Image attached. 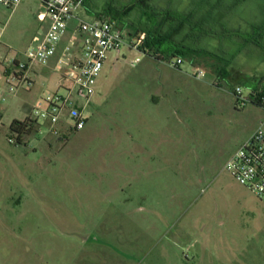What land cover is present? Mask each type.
Segmentation results:
<instances>
[{
  "label": "rangeland",
  "instance_id": "1",
  "mask_svg": "<svg viewBox=\"0 0 264 264\" xmlns=\"http://www.w3.org/2000/svg\"><path fill=\"white\" fill-rule=\"evenodd\" d=\"M78 1L81 20L116 15L126 44L136 40L129 33L154 29L165 14L174 22L164 27L183 20L174 38L188 49L181 69L192 82L158 104L160 82L180 79L165 68L170 58L123 46L118 61L112 65L110 53L102 67L82 130L57 138L42 126L13 143L10 125L27 120L42 96L63 92L48 67L34 66L27 82L13 76L11 60L24 61L43 34L40 1L0 5V264H264V200L225 170L264 129V107L238 104L228 84L211 92L202 85L215 76L208 65L264 74V0H226L213 12L211 0H145L148 9L139 0ZM210 10L211 24L200 22ZM249 39L255 46L244 45ZM199 70L203 77L194 79ZM258 85L240 87L245 95ZM161 111L169 118L159 128ZM149 155L154 164L133 165Z\"/></svg>",
  "mask_w": 264,
  "mask_h": 264
},
{
  "label": "built area",
  "instance_id": "2",
  "mask_svg": "<svg viewBox=\"0 0 264 264\" xmlns=\"http://www.w3.org/2000/svg\"><path fill=\"white\" fill-rule=\"evenodd\" d=\"M25 0H0V5L15 9ZM43 11L38 21L45 24L41 37L35 38L24 53V61L11 60L14 79L19 82L29 81L27 74L37 67H48L54 59L53 71L59 79L57 88L63 93L46 94L32 106L26 124L35 126L40 132L45 126L54 137H61L84 128L85 104L95 94L96 80L110 53L115 61L123 46L140 51L145 34L139 35L134 43L126 44L125 32L119 24L109 18L91 21L81 20L73 10L78 0H39ZM75 20L74 25L70 22ZM154 58V57H153ZM137 58L133 64H137ZM172 68H178L181 58L167 60ZM204 73L195 72V78H202ZM252 91L244 95L240 86H236L233 95L236 102L244 105L250 102ZM84 101V105L79 104ZM16 142V135L11 139ZM225 170L240 186L248 189L257 199L264 200V129L257 128L229 158Z\"/></svg>",
  "mask_w": 264,
  "mask_h": 264
},
{
  "label": "crops",
  "instance_id": "3",
  "mask_svg": "<svg viewBox=\"0 0 264 264\" xmlns=\"http://www.w3.org/2000/svg\"><path fill=\"white\" fill-rule=\"evenodd\" d=\"M42 30L43 31L41 33H44L45 24H44V27ZM39 37H41V36H36L35 38H39ZM171 43H173L175 45L177 51H180L182 53H185L188 51V49L183 45V43L177 42L175 38H172ZM255 44H256V42L253 40H250V39L247 40L246 42H244L245 46L246 45L255 46ZM178 57L182 59V63L178 68L174 69V68L170 67L168 65V63L165 64V66H166L165 68L173 70L175 72V75H177L178 78H180V79L178 81L177 80H174V81L164 80V81H162V82H164V84L162 82H160V84H161L160 86H162V90H161L162 93L158 97L155 98V101L158 102V104L161 101H163L164 99H168V102H170V100L173 96L172 93H174L175 90L183 89V90L187 91V86L191 85V82H192V81H190V80H192V77H191L192 74H190L191 72L187 73V70L181 69V66H182L183 60H184V56H177L175 54L174 58H178ZM15 60L21 61L18 59H15ZM112 62H113L112 65H114L117 61H115V59H113ZM50 65L54 66V59L48 65V68L50 70H52L53 68H50ZM195 66L201 67V65H191L192 68ZM208 67L212 70V72L215 74V76L210 81H202V85L205 86V88L207 90L209 88L210 92H211V90H213L214 88L215 89L216 88L222 89L221 83L228 84L229 87H231V88L228 87V88H226V90L230 95L233 96L234 99H235V97L233 95V91H234V88L236 86H240L242 83L248 82L251 79H258V81H259L258 86H260V87H261L262 83H264V74H260V75L254 77L253 73L247 72V71H245V69H243L242 67H238L237 65H208ZM249 75H251V77ZM243 76H244V80H242V78H239V77H243ZM193 78L196 79L195 77H193ZM167 87L170 88L172 91L171 90L168 91ZM260 87L254 88L251 90L256 91L257 93L264 95V90H262ZM165 89H166V91H165ZM167 91L169 92V94L165 93ZM157 118H158V124H160L159 128L168 125L169 113H167L166 111L159 112L157 114ZM139 146H140V148H138V149H141V145H139ZM149 146L151 147L152 150H154L153 144H151ZM135 160L136 161L133 163V165L140 168L144 163H146V160H148V163L150 165L154 164L155 157H154V155H149V158L142 157L141 159L138 158Z\"/></svg>",
  "mask_w": 264,
  "mask_h": 264
},
{
  "label": "trees",
  "instance_id": "4",
  "mask_svg": "<svg viewBox=\"0 0 264 264\" xmlns=\"http://www.w3.org/2000/svg\"><path fill=\"white\" fill-rule=\"evenodd\" d=\"M209 0H202V4L207 5V2ZM213 2V6L214 8H211L212 12L218 8H225L224 4L226 0H211ZM236 3V2H235ZM235 3L232 4V6H230V8H232L233 6H235ZM138 5L145 7L146 9L147 6L145 4V0H139L137 2ZM136 6V4L129 6L126 8L125 12L123 13L122 16H125L130 10H132V7ZM228 8V7H227ZM211 10L208 12L207 16L205 17L206 19L201 20L200 22H204L205 24H211L212 20L208 17H210V13ZM105 16H103L104 14H98L96 13V18H109L112 19L114 21H116L118 23V18L116 15H113L112 17H108L110 14H108V11H105ZM166 18L162 19L160 21L159 25H156L154 27V29H144L141 31H135L134 33H129L128 35L130 36H135L136 38L138 37V35L143 32L145 34V39L142 42L141 46H140V51L143 54H148L152 57H154L156 60H161L164 59L165 57H175V54L177 56H183L184 53L177 51L176 49L171 48L170 46H167L166 48H163V46H166V44H170L171 45V40L172 38H174L175 35H177L180 30L182 29V26L184 25V22L182 20V23L180 25L179 28H171V26H168V24L173 23V19L170 18V16L168 14H165ZM170 19L169 23L167 24L166 27L165 23L166 21ZM172 20V22H171ZM119 24V23H118ZM250 102L260 106V107H264V95L257 93L256 91H252L251 97H250ZM9 130L11 131V133H13L14 135H16V142L17 144H21L22 143V138L24 136H28L34 132H37V129L35 126L32 125H28L26 124L25 121L22 122H18V121H14L11 125Z\"/></svg>",
  "mask_w": 264,
  "mask_h": 264
}]
</instances>
